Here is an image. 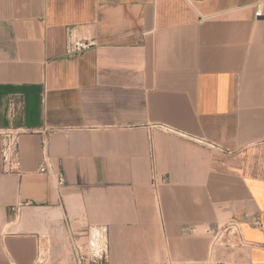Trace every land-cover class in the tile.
Segmentation results:
<instances>
[{
    "label": "crops",
    "instance_id": "crops-1",
    "mask_svg": "<svg viewBox=\"0 0 264 264\" xmlns=\"http://www.w3.org/2000/svg\"><path fill=\"white\" fill-rule=\"evenodd\" d=\"M72 38L96 45L69 57ZM17 128L0 264H76L102 227L99 264H264V0H0Z\"/></svg>",
    "mask_w": 264,
    "mask_h": 264
},
{
    "label": "built area",
    "instance_id": "built-area-1",
    "mask_svg": "<svg viewBox=\"0 0 264 264\" xmlns=\"http://www.w3.org/2000/svg\"><path fill=\"white\" fill-rule=\"evenodd\" d=\"M257 17L262 16V9L259 6L256 12ZM95 41L91 40H77L72 38L67 48V55L69 57H75L81 55L83 52L87 51L91 47L95 46ZM11 108L15 112L17 108V103L15 100L11 101ZM25 132L23 128L17 129H7L0 131V135L4 140L3 147V159H4V170L6 173H12L17 175H22L21 171V154H20V139L22 134ZM174 132V131H171ZM49 141L44 138L42 141V149L44 152L43 161L39 166V173L45 175H51L52 165L49 156L47 155ZM58 185L62 186L65 182L64 178L60 177L58 180ZM21 207V206H20ZM20 207H16L17 211ZM99 235L98 245L93 243L83 244L78 243L74 240V254L76 264H99L103 263L108 255L109 251V236L108 228L102 227ZM228 231L229 236L239 237L240 229L237 224H230L225 228Z\"/></svg>",
    "mask_w": 264,
    "mask_h": 264
}]
</instances>
